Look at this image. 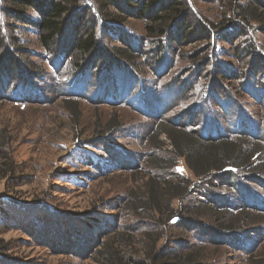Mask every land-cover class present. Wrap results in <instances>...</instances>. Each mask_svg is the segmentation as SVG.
Instances as JSON below:
<instances>
[{"label":"rangeland","instance_id":"obj_1","mask_svg":"<svg viewBox=\"0 0 264 264\" xmlns=\"http://www.w3.org/2000/svg\"><path fill=\"white\" fill-rule=\"evenodd\" d=\"M192 2L196 9L200 6L207 11H222L220 5L209 1L201 5L198 1ZM143 29V23L137 21L124 26L135 48L141 47L139 38L144 35ZM6 31L10 38L12 31ZM251 35L260 51H264L263 31L252 30ZM15 38L27 49L28 57L22 59L26 66L31 63L42 66L44 74L33 80L35 89L32 93L14 87L0 96V163L3 162V153L11 155L17 164L15 176L19 178L8 182L6 187V181L0 183V241L10 250L4 252L5 256L23 264H92L77 259L84 257L73 251L76 248L77 252L89 251L91 240L107 232L104 231L108 229L106 217L112 216V222H116L119 214L122 215L119 224L127 223L126 213H120L119 208L124 206L129 193L139 192L144 187L145 174L149 173L147 161L170 152L167 151L170 150V141L163 133H160L164 146L162 152L150 143V137L164 119L185 120L189 124L188 129L197 131L203 138H248L250 144L258 143L261 147L256 145L252 163L264 171L263 83L247 80L257 89L258 95L248 91L245 97L240 92L239 102L226 100L221 93L213 95L211 100L204 85L201 86L200 80L198 82L191 76L193 73L189 74L188 68L184 80L191 88V95L187 97L177 94L171 87V82L176 86L172 80L174 76L185 72L186 65L179 61L175 70L158 79L153 71L164 72L163 63L155 61L152 71L146 58L138 61L140 80L145 85L142 89L132 90L129 74L124 71L110 73L99 69L94 74L88 71L83 76L65 79V70H61L63 61L49 59L44 54L34 28L15 29ZM105 42L108 43L107 40ZM218 45L222 47L220 55L217 63L212 65L217 70L214 69L215 79L223 81L220 73L226 68L237 70L238 65L232 52L234 46L230 42ZM112 46L122 45L114 41ZM196 47H188L183 52L194 53ZM223 50L225 55H222ZM184 59L181 57L182 61ZM220 66L223 67L221 72ZM211 72L213 74V70ZM261 73L263 78L264 68ZM233 74L224 81L226 85L230 84L235 94L240 89ZM107 79L109 83H106ZM65 100L75 102L76 106L67 105ZM115 101L121 102L118 107L111 105ZM71 108L77 111L78 119L77 115H72ZM172 108L173 112L170 111ZM135 109L141 110L142 114ZM188 118L190 122H187ZM110 121L120 124V130L106 131V124ZM101 133L105 135L99 137ZM99 143L105 144L100 147ZM107 149L111 152L117 150L119 163L109 156ZM177 163L174 172L194 181L193 173L184 160ZM160 174L155 171L153 175L158 177ZM230 174L232 181L216 184L214 179H210L208 183L197 184L191 203L196 204L204 197L208 199L209 194H218V205L232 210H242L246 204L264 208V188L249 181L242 171ZM260 178L264 183V172ZM6 197L19 204L20 208H29L21 209L20 215H13L9 210L11 206L3 203ZM103 206L110 210L97 214L96 211ZM252 210L250 216H260L261 219H256L257 223L246 230L244 240L236 246L232 242L216 247L211 244L216 238L200 229H188L191 232L185 233V241L196 249H203V254L212 264H264V211ZM15 219L21 221L16 227L11 223ZM71 238H74V245L69 241ZM67 240L69 246L60 251L57 247L67 244Z\"/></svg>","mask_w":264,"mask_h":264},{"label":"trees","instance_id":"obj_2","mask_svg":"<svg viewBox=\"0 0 264 264\" xmlns=\"http://www.w3.org/2000/svg\"><path fill=\"white\" fill-rule=\"evenodd\" d=\"M193 1H198V5L209 1L210 4L220 5L222 11H207L200 6V9H196L192 0H0V96L14 87L27 89L30 94L35 89L33 80L44 74L42 66L28 62V67L23 62L25 60L22 61L28 57V52L21 41L15 38V29L26 30L28 27L35 29L38 42L49 59L63 61L61 70H65V79L83 76L88 71L94 74L99 69L110 73L124 71L129 74L131 89H142L145 85L140 80L142 75L141 70H138V61L146 58L152 71L155 61L161 60L163 63L164 72L157 73L159 70L156 69L154 74L153 71L158 79L175 70L179 61L186 65L185 72L172 79L176 86L171 82V87L179 95H191V88L184 80L189 70V74L193 73L191 76L198 82L200 80L201 86L204 85L211 100L213 95L219 93L226 100L238 102L240 92L245 97L248 91L258 95L257 89L247 80L255 79L258 84L263 83L264 90V82L260 81H264L261 75L264 51H260L251 35L252 30L256 29L264 33V0ZM130 21L143 23L144 35L139 38L140 48H135L132 37L124 30ZM6 29L12 31L10 38ZM114 41L122 46H112ZM227 41L234 46L232 52L235 53L238 69H224L220 73L223 81H218L215 79L217 70L212 64L217 63L220 55L219 49L222 47L219 48L218 44L223 45ZM192 46H197L194 53L183 52ZM224 51L222 55L226 54ZM181 57L185 59L182 61ZM222 68L220 66V72ZM232 74L233 79L239 81L240 91L237 90V94L232 92L230 84L225 83L228 75ZM109 82L107 79L106 83ZM65 103L76 106L75 102L69 100H65ZM119 103L115 101L111 105L118 107ZM70 111L74 117L77 115L74 108ZM135 111L140 113L141 110ZM170 111L173 112V108ZM76 117L78 119V115ZM188 126L185 120L174 119H164L158 124V130L150 137V143L162 152L164 146L160 133H163L170 141V150H167L170 152L147 161L149 173L145 174L144 187L139 192L129 193L126 203L119 208L120 213H126L127 217H124L128 219L127 223L119 224L122 217L119 214L116 222H112V216L106 217L104 220H107L109 230H104L107 232H101L99 237L91 240L89 251L77 252L76 248L73 253L84 257L77 259L92 264H212L203 254V249H196L185 241V233L200 229L216 238L211 243L216 247L232 242L236 246L244 240L246 230L257 223L256 219H261L260 216H250V212H253L252 209L262 212L264 208L246 204L242 210H232L218 205V194H209L208 199L204 197L196 204H192L191 200L197 184L208 183L210 179H214L216 184L224 180L232 181L230 173L233 171H242L249 181L264 188L260 178L264 171L252 163L258 143L250 144L248 138H203L197 131L188 129ZM116 128L120 130V124L115 121L106 124L108 132ZM104 135L101 133L99 137ZM104 144L99 143L100 147ZM107 153L119 163L117 150L111 152L107 149ZM2 160L0 183L6 181V187L8 182L19 180L15 176L17 164L6 153H3ZM178 160H184L193 173L194 181L175 173ZM123 168L128 169L127 165H123ZM155 171H159L160 176H154ZM3 203L12 207L9 210L13 215H20L21 209L29 208H20L8 197ZM107 209L110 210L103 206L96 213L100 215ZM20 222L15 219L11 223L16 227ZM72 240L74 238L69 239L74 245ZM66 242L57 248L65 251L69 246L68 240ZM6 246L0 241V264H23L4 255V252L10 251Z\"/></svg>","mask_w":264,"mask_h":264}]
</instances>
